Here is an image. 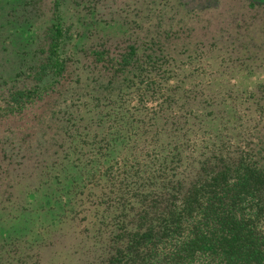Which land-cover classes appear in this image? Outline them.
<instances>
[{
  "label": "trees",
  "instance_id": "1",
  "mask_svg": "<svg viewBox=\"0 0 264 264\" xmlns=\"http://www.w3.org/2000/svg\"><path fill=\"white\" fill-rule=\"evenodd\" d=\"M0 0V264H264V0Z\"/></svg>",
  "mask_w": 264,
  "mask_h": 264
},
{
  "label": "rangeland",
  "instance_id": "2",
  "mask_svg": "<svg viewBox=\"0 0 264 264\" xmlns=\"http://www.w3.org/2000/svg\"><path fill=\"white\" fill-rule=\"evenodd\" d=\"M66 2H67V4H66V3H65V4H66L67 6H70V5H71V0H66Z\"/></svg>",
  "mask_w": 264,
  "mask_h": 264
}]
</instances>
